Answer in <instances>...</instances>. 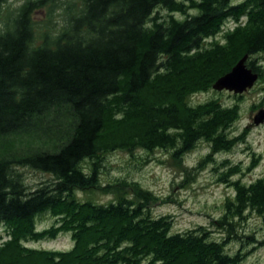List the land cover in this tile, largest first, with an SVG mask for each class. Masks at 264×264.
Listing matches in <instances>:
<instances>
[{"label":"trees","instance_id":"trees-1","mask_svg":"<svg viewBox=\"0 0 264 264\" xmlns=\"http://www.w3.org/2000/svg\"><path fill=\"white\" fill-rule=\"evenodd\" d=\"M7 2L0 0V15ZM56 2L25 0L7 10L0 29V139L38 130L53 110L67 109L72 119L56 148L0 157V226L7 234H0V264H239L245 253L226 251L232 236L212 239L201 226L173 232L171 216H153L157 197L150 191L119 194L107 204L83 201L76 191L95 187L109 152L172 148L179 157L200 140H223L237 110L189 99L245 54L263 74L251 57L264 53V0L67 1L59 29L49 27L50 17L39 25L35 15ZM231 18L239 22L225 32V43L207 44ZM19 167L52 179L32 188ZM236 200L239 215L243 207L264 217V180L242 187ZM45 214L72 233V249L26 245L55 236L37 227Z\"/></svg>","mask_w":264,"mask_h":264},{"label":"rangeland","instance_id":"rangeland-1","mask_svg":"<svg viewBox=\"0 0 264 264\" xmlns=\"http://www.w3.org/2000/svg\"><path fill=\"white\" fill-rule=\"evenodd\" d=\"M24 1L8 0L0 15V29L5 27L7 10L15 12ZM67 1L80 3L81 0H57L53 7L47 6L35 15L39 25L45 24V19L50 17L49 27L59 29L65 21L63 12ZM181 1L189 3V0ZM159 10L162 15H168L165 8L160 7ZM195 11L189 8L190 13ZM175 15L185 16L180 12ZM238 22L232 18L227 20L224 31L209 39L207 44L210 45L211 41L224 44L225 32L236 27ZM251 59H256L263 71L252 88L243 93H234L210 87L194 93L189 99L193 106L217 100L224 107L237 110V117L224 130L222 141L214 145L209 140H200L192 149L178 154L179 157L175 156L172 148L109 152L101 160L95 187L77 190L79 198L107 204L116 200L119 194L135 198L142 191H150L157 197L150 206L152 215L171 216L173 232L201 226L211 231L212 239L223 240L232 236L226 244V251L232 254L237 251L245 253L239 264H264V245L258 242L264 238V217L255 210L243 207L242 215H239L233 206L242 187L264 180V123L256 125L254 122V116L264 108V53L254 55ZM71 122L67 109L53 110L42 119L38 130L0 139V157L54 149L69 135ZM83 166L90 171L91 160L84 161ZM18 169L32 188L52 179L51 174L30 167ZM224 218L232 226L222 223L221 219ZM57 221L51 214L39 217L38 229L43 232H47L48 228L54 229L55 236L45 234L26 245L49 251L72 249V233L57 228ZM0 234L3 239H7L3 226H0Z\"/></svg>","mask_w":264,"mask_h":264},{"label":"water","instance_id":"water-1","mask_svg":"<svg viewBox=\"0 0 264 264\" xmlns=\"http://www.w3.org/2000/svg\"><path fill=\"white\" fill-rule=\"evenodd\" d=\"M248 58L249 54H245L230 72L214 83L213 88L216 90L227 89L234 93H243L252 88L259 78V74L248 66ZM254 122L256 125L264 123V108H261L254 116Z\"/></svg>","mask_w":264,"mask_h":264}]
</instances>
